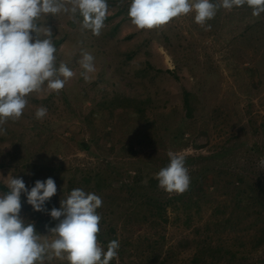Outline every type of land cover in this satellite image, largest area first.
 Wrapping results in <instances>:
<instances>
[{
	"label": "rangeland",
	"instance_id": "obj_1",
	"mask_svg": "<svg viewBox=\"0 0 264 264\" xmlns=\"http://www.w3.org/2000/svg\"><path fill=\"white\" fill-rule=\"evenodd\" d=\"M131 2L107 3L99 36L79 13L35 21L52 32L55 66L74 75L59 91L45 82L3 125L0 178H22L29 191L52 178L57 192L44 209H59L77 188L100 196L97 242L104 251L120 245L109 264H264V210L235 209L233 200L238 175L264 179V12L219 7L201 26L190 11L148 30L131 23ZM84 53L94 57L87 80ZM40 107L47 114L37 119ZM169 153L188 170L183 194L158 187ZM150 197L165 205V223L149 217ZM31 212L19 215L33 225V213L47 216ZM34 230L41 243L54 239L51 229ZM48 255L43 264H69Z\"/></svg>",
	"mask_w": 264,
	"mask_h": 264
},
{
	"label": "clouds",
	"instance_id": "obj_2",
	"mask_svg": "<svg viewBox=\"0 0 264 264\" xmlns=\"http://www.w3.org/2000/svg\"><path fill=\"white\" fill-rule=\"evenodd\" d=\"M253 9L252 15L264 12V0H222L214 4L211 0H132L128 16L137 29H153L167 24L179 15L195 12V22L201 26L211 20L219 7L232 9L243 5ZM70 5V7H69ZM61 11L77 13L82 17V28L99 36L108 13L107 0H0V134L8 119H19L33 92L61 90L74 73L65 64L55 66L56 57L49 28H40L36 20L41 15H56ZM208 25L206 30H210ZM43 33L45 39L39 38ZM35 34V37L33 36ZM94 57L84 53L80 61L85 80L94 72ZM63 77L64 79H61ZM47 114L45 107L35 113L37 119ZM170 163L156 175L158 187L167 193L183 194L190 185V176L184 159L169 153ZM264 166V159L260 161ZM8 191L0 194V264H43L54 255L66 259L69 264H109L117 257L119 241H110L107 250L97 242L100 231V215L96 210L102 206V199L95 193L73 189L59 209L53 208L49 215L58 220L50 233L54 239L41 243V237L34 225L26 223L19 213L21 194L35 212L44 210L45 203L57 192L52 178L36 181L30 191L22 178L9 176Z\"/></svg>",
	"mask_w": 264,
	"mask_h": 264
},
{
	"label": "trees",
	"instance_id": "obj_3",
	"mask_svg": "<svg viewBox=\"0 0 264 264\" xmlns=\"http://www.w3.org/2000/svg\"><path fill=\"white\" fill-rule=\"evenodd\" d=\"M118 1L119 0H107V3L112 4ZM189 116L190 113L187 112L183 118L186 120V118H188ZM241 177H243L241 174L238 175L237 181L233 185L234 189L236 190L233 198L235 209L245 208L246 206L250 205L256 207L257 209L264 210V179L259 178L257 180L254 179L251 180V182H248L243 181ZM0 191L6 193L8 191V188L0 184ZM24 198L25 196L21 194V207H23L24 210H27V212H31L32 209L25 201H23ZM149 200L145 202V206L149 211V217L154 218L153 220L159 223H165L167 221V218L164 214L166 210L165 205L161 201H159L158 198L154 199L150 197ZM44 211L46 212V217H41L42 215L40 213H33V216L31 218L36 221L34 223V229L42 228L45 230H49L54 228L59 222L58 220L52 219L49 215L51 209L45 207ZM97 237L99 238L98 234ZM149 248L151 251L155 250L152 248V246H150Z\"/></svg>",
	"mask_w": 264,
	"mask_h": 264
}]
</instances>
